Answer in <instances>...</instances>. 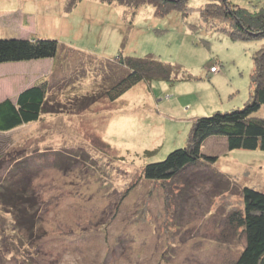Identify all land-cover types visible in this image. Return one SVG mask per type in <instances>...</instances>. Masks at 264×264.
<instances>
[{"label":"rangeland","instance_id":"rangeland-1","mask_svg":"<svg viewBox=\"0 0 264 264\" xmlns=\"http://www.w3.org/2000/svg\"><path fill=\"white\" fill-rule=\"evenodd\" d=\"M206 1L189 0L186 15L162 16L152 2L134 9L119 0H82L71 11L64 0H0V33L50 35L62 49L54 69L48 58L0 64V99L16 97L41 78L49 82L47 98L54 105L38 121L0 131V184L12 172V158L25 154L15 177L32 172L41 210L40 233L31 238L0 205V264L236 260L245 234L228 214L243 207L244 185L264 191V149L231 150L208 138L202 151L219 153L217 165H188L171 182L179 196L163 194L156 181L141 176L147 161L187 143L191 117L210 112L214 101L226 107L244 98L252 82V55L262 40L236 41L202 27L198 5ZM120 49L153 52L191 71L202 67L204 75L174 85L164 78L138 81L111 100L106 89L124 70L109 61ZM209 70L226 75L227 94L217 93L222 83L211 80ZM257 114L264 115V107Z\"/></svg>","mask_w":264,"mask_h":264},{"label":"trees","instance_id":"trees-1","mask_svg":"<svg viewBox=\"0 0 264 264\" xmlns=\"http://www.w3.org/2000/svg\"><path fill=\"white\" fill-rule=\"evenodd\" d=\"M81 1L64 0L63 8L72 11ZM106 1L112 2L113 0ZM119 1L134 9L140 8L142 4L148 5L152 2L156 6L157 14L162 16L174 11H180L186 15L189 13L188 8L191 9L189 0ZM247 1L248 3L243 4L237 0H207L206 4L198 5L201 26L207 30L223 31L229 38L236 41L237 39L244 41L259 39L262 40V43L252 55L254 60L250 73L252 82L248 90L243 93L244 98L240 96L236 101L227 103L225 108L210 106V112L191 117L190 123L188 122L187 143L170 149L163 158L149 160L145 163L141 176L147 180L156 181L159 184L158 189L163 194L168 192L172 196L174 193L180 195L179 190H173L171 182L179 178L178 175L188 165H196L202 161L214 164L215 167V162L220 156L219 153L212 152L210 154L202 151L204 150L203 145L205 147L209 145L208 138L213 137L222 141L221 143L231 150L239 148L264 149V115L257 114L264 107V0ZM192 27H197V25L193 24ZM126 34L127 32L122 40L121 48L126 43ZM61 50L60 40L50 35L37 33L30 37H14L4 36L3 33H0V64L48 58L52 60L54 69L59 66L57 59ZM109 62L116 65L118 69L124 70V74L119 80L113 82L111 87L106 89L111 100L119 98L138 81L147 82L164 78L172 81L171 85H174V82L204 75L202 67L193 70L196 73L201 71V74H195L189 67L183 68L179 62L161 59L153 52L146 55H133L123 53L120 49ZM211 63L205 68H209ZM208 72L212 76L211 80L224 83L222 85L226 91L230 89L225 87L228 82L225 74L216 76L210 70ZM222 77L223 80L220 79ZM208 81L211 83L209 79L206 80V82ZM48 85V80L40 78L33 85L23 88L16 97L7 96L0 99V131H8L22 124L38 121L43 113L52 109L54 105L50 107L52 101L49 102L47 98ZM241 104L242 106H236ZM79 106L83 108L86 105L80 103ZM183 120H185L184 117L181 118V121ZM146 151L152 152V150ZM24 155L17 153L12 158L13 162L10 165L12 172L0 184V205L4 207L5 211L13 212L14 220L17 223L16 228L19 231H27L31 238H34L40 233L38 230H40L39 225L41 224V210L39 196L30 186L32 177L30 173L32 172L30 171L25 179L19 176L15 177L21 166V161L25 158ZM218 169L220 168L217 166L216 170ZM215 172L218 173V171ZM220 175L225 176L224 174ZM242 193L243 207L233 209L228 214V222L239 227L245 234V244L232 264H264V191L244 185Z\"/></svg>","mask_w":264,"mask_h":264},{"label":"crops","instance_id":"crops-1","mask_svg":"<svg viewBox=\"0 0 264 264\" xmlns=\"http://www.w3.org/2000/svg\"><path fill=\"white\" fill-rule=\"evenodd\" d=\"M52 19H55L54 18V16L52 15ZM26 19H24V21H25ZM27 24H29V23H27ZM5 64H8V63H5ZM51 64L53 65V62L51 61ZM52 67V66H51ZM201 82H204V83H206V80H204V79H201ZM214 83V82H213ZM221 82H219V84H220ZM209 84V83H208ZM223 85H224V83H222ZM223 85L222 86H218L217 87V93H219V95H221V93H220V91H221V89H223ZM215 87H216V84L214 85ZM24 88V87H23ZM23 88H21V89H23ZM226 91V90H225ZM226 93H227V91H226ZM210 105H214V107H218V108H225V106H221V105H216V101H214V103H212V104H208V106H209V108H210ZM208 148H209V145L207 146ZM208 151H210V152H215L214 150H208Z\"/></svg>","mask_w":264,"mask_h":264},{"label":"clouds","instance_id":"clouds-1","mask_svg":"<svg viewBox=\"0 0 264 264\" xmlns=\"http://www.w3.org/2000/svg\"><path fill=\"white\" fill-rule=\"evenodd\" d=\"M206 153H210V154H212V152H210V151H206ZM217 153V152H216Z\"/></svg>","mask_w":264,"mask_h":264}]
</instances>
